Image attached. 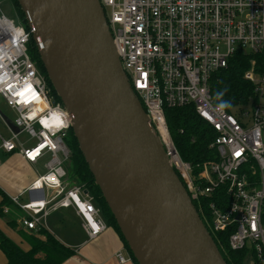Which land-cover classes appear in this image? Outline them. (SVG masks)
<instances>
[{
  "label": "built area",
  "instance_id": "2783aa9c",
  "mask_svg": "<svg viewBox=\"0 0 264 264\" xmlns=\"http://www.w3.org/2000/svg\"><path fill=\"white\" fill-rule=\"evenodd\" d=\"M99 2L129 84L150 126L168 136L170 146L162 142L168 161L206 229L212 238L227 233L229 248L244 250L248 264H264V74L255 72L252 61L243 77L253 84L254 96L232 111L213 102L210 88L212 75L236 51L263 48L264 0ZM30 38L29 28L0 13V96L16 113L17 128L8 127L10 138L0 134V148L19 152L29 163L47 158L28 200H11L24 212L20 225L29 230L43 228L59 207H71L91 240L107 223L82 185L67 186L70 152L64 139L70 120L28 54ZM186 107L215 133L210 155L195 164L182 159L167 125V110ZM23 133L34 143L21 141ZM114 257L134 263L125 247Z\"/></svg>",
  "mask_w": 264,
  "mask_h": 264
},
{
  "label": "water",
  "instance_id": "95a60500",
  "mask_svg": "<svg viewBox=\"0 0 264 264\" xmlns=\"http://www.w3.org/2000/svg\"><path fill=\"white\" fill-rule=\"evenodd\" d=\"M17 2L136 264H227L129 84L99 0Z\"/></svg>",
  "mask_w": 264,
  "mask_h": 264
},
{
  "label": "trees",
  "instance_id": "16d2710c",
  "mask_svg": "<svg viewBox=\"0 0 264 264\" xmlns=\"http://www.w3.org/2000/svg\"><path fill=\"white\" fill-rule=\"evenodd\" d=\"M11 2L19 22L28 29L27 20L17 0H11ZM27 50L40 73L44 75L55 102L61 104L60 98L43 69L32 38L29 39ZM251 61H254L255 72L264 74V46L257 52L236 51L229 59L228 65L212 75L210 88L215 104L224 107L225 102H228L231 107L224 108L232 111V108L247 104L253 98V84L243 77V73L249 68ZM166 118L170 137L182 159L195 164L202 162L210 155L211 150L208 149V144L215 133L190 107L169 109L166 111ZM64 142L70 152L68 160L64 164L68 185H82L92 195L95 205L100 209L101 215L107 223V230L112 229L119 236L136 264L113 215L94 181V177L70 127ZM0 195V215H3L4 208L13 205V202L1 189ZM37 232L43 235L45 239H40L33 233L27 235L28 238L25 240L29 248L25 250L0 229V250L4 253L7 264H62L74 255L72 248L60 242L44 227L37 230ZM213 239L227 264H248L247 253L244 250L233 251L229 248L227 233L218 232Z\"/></svg>",
  "mask_w": 264,
  "mask_h": 264
},
{
  "label": "crops",
  "instance_id": "0c3cea01",
  "mask_svg": "<svg viewBox=\"0 0 264 264\" xmlns=\"http://www.w3.org/2000/svg\"><path fill=\"white\" fill-rule=\"evenodd\" d=\"M0 117L3 119L7 129L9 127L11 130H14L10 125L12 124V121L8 120L1 111ZM46 161L47 158H44L36 163H29L19 152L14 151L7 153L0 148V189L10 198L19 196L21 202H26L29 198V187H31L37 178L43 175L38 173V165L41 164L44 166ZM70 208L71 207H59L52 211L48 215L46 225L44 226V228L60 242L74 250V255L65 260L62 264H120L114 257L115 251L124 247L119 236L112 229H109L98 237L89 240L83 231L81 221L73 208H71L72 212L77 217L78 221H80V228L83 233V235H81L82 238L80 237V240L73 242L74 239H72V236L66 234L58 236L55 234L54 229L57 227V224L51 216L54 213L59 212L63 218ZM3 212L4 214L0 215V229L23 249L26 250L29 248L25 239L28 238L27 235H30L31 233L38 236L40 239H45V237L38 234L37 231L28 230L20 225V219L24 215V212L14 203L13 205L5 207ZM10 212H13L16 216L8 217ZM12 220L13 222H11ZM9 231L10 234L8 233ZM14 233L17 236L12 235ZM0 264H7L6 257L1 250Z\"/></svg>",
  "mask_w": 264,
  "mask_h": 264
},
{
  "label": "rangeland",
  "instance_id": "374dc122",
  "mask_svg": "<svg viewBox=\"0 0 264 264\" xmlns=\"http://www.w3.org/2000/svg\"><path fill=\"white\" fill-rule=\"evenodd\" d=\"M0 13H3L6 16L14 19L16 23L19 22L18 16L16 14L14 6L12 5L11 0H0ZM0 111L10 121H13L14 118L16 117V113L6 104V102L3 100L1 96H0ZM0 134L4 138H10L11 136L10 131L6 128V125L1 117H0ZM19 139L21 141H28L27 143L28 145L34 143V140L30 139V136L27 135L26 133L21 134ZM45 172H46V167H44L41 164L38 165V173L44 174ZM11 216H16V215L13 212H10L8 214V217ZM51 218L54 219V221L57 224V227L55 228L56 230L54 229L56 235L60 236L66 234L72 236V239H74L73 242L80 240V237L82 238L81 235H83V233L80 228V221H78L77 217L74 215L71 208L68 210V213L65 214V217L62 218L59 212H57L54 213L51 216ZM8 233L10 234V231ZM12 235H16V234L14 233Z\"/></svg>",
  "mask_w": 264,
  "mask_h": 264
},
{
  "label": "bare ground",
  "instance_id": "6f19581e",
  "mask_svg": "<svg viewBox=\"0 0 264 264\" xmlns=\"http://www.w3.org/2000/svg\"><path fill=\"white\" fill-rule=\"evenodd\" d=\"M62 107H63V106H62ZM68 118H69V117H68ZM160 135H161V136H159V137H161V138H160L161 141H162L163 143L167 144L168 146H170L168 136H167L164 132L160 133ZM28 230H29V229H28ZM38 230H39V229H38ZM35 231H37V230H35Z\"/></svg>",
  "mask_w": 264,
  "mask_h": 264
},
{
  "label": "clouds",
  "instance_id": "9594fccd",
  "mask_svg": "<svg viewBox=\"0 0 264 264\" xmlns=\"http://www.w3.org/2000/svg\"><path fill=\"white\" fill-rule=\"evenodd\" d=\"M224 107H225V108H229V107H231V105H230V103L225 102Z\"/></svg>",
  "mask_w": 264,
  "mask_h": 264
},
{
  "label": "snow or ice",
  "instance_id": "6c2138e0",
  "mask_svg": "<svg viewBox=\"0 0 264 264\" xmlns=\"http://www.w3.org/2000/svg\"><path fill=\"white\" fill-rule=\"evenodd\" d=\"M238 155V154H237Z\"/></svg>",
  "mask_w": 264,
  "mask_h": 264
}]
</instances>
